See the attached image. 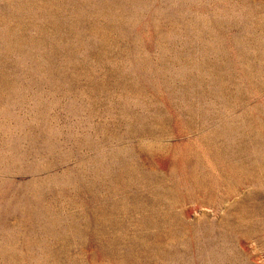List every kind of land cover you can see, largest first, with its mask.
I'll return each instance as SVG.
<instances>
[{
	"label": "rangeland",
	"instance_id": "rangeland-1",
	"mask_svg": "<svg viewBox=\"0 0 264 264\" xmlns=\"http://www.w3.org/2000/svg\"><path fill=\"white\" fill-rule=\"evenodd\" d=\"M0 264H264V0H0Z\"/></svg>",
	"mask_w": 264,
	"mask_h": 264
}]
</instances>
